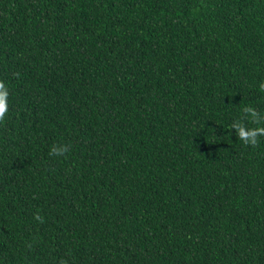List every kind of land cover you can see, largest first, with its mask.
<instances>
[{"label": "trees", "instance_id": "16d2710c", "mask_svg": "<svg viewBox=\"0 0 264 264\" xmlns=\"http://www.w3.org/2000/svg\"><path fill=\"white\" fill-rule=\"evenodd\" d=\"M0 81V264H264V0H0Z\"/></svg>", "mask_w": 264, "mask_h": 264}, {"label": "clouds", "instance_id": "9594fccd", "mask_svg": "<svg viewBox=\"0 0 264 264\" xmlns=\"http://www.w3.org/2000/svg\"><path fill=\"white\" fill-rule=\"evenodd\" d=\"M262 91H264V83L260 85ZM8 96L9 90L3 81H0V122H3L8 113ZM257 113L254 108H249L247 113V121L251 124H257ZM238 130V138L243 142L244 145L256 146L259 142L260 137H264V126L248 127L244 122V114L237 121L236 124L232 125ZM66 145L54 146L50 152V155H64L67 152ZM35 219L43 222L42 218L37 215Z\"/></svg>", "mask_w": 264, "mask_h": 264}]
</instances>
